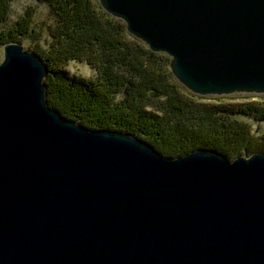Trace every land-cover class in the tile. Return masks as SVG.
Masks as SVG:
<instances>
[{
    "label": "water",
    "instance_id": "water-1",
    "mask_svg": "<svg viewBox=\"0 0 264 264\" xmlns=\"http://www.w3.org/2000/svg\"><path fill=\"white\" fill-rule=\"evenodd\" d=\"M201 96H264V0H99ZM0 64V264H264V153L162 157L47 103L22 44Z\"/></svg>",
    "mask_w": 264,
    "mask_h": 264
},
{
    "label": "trees",
    "instance_id": "trees-1",
    "mask_svg": "<svg viewBox=\"0 0 264 264\" xmlns=\"http://www.w3.org/2000/svg\"><path fill=\"white\" fill-rule=\"evenodd\" d=\"M13 1L0 0V25ZM40 1L48 3L55 25L44 45L31 49L47 66L48 106L64 119L133 136L166 158L204 150L232 162L264 153V134L239 119L264 121V103H209L187 91L173 76L171 59L132 37L97 0ZM33 14L0 32V48L31 37ZM72 61L87 63L96 75H71Z\"/></svg>",
    "mask_w": 264,
    "mask_h": 264
},
{
    "label": "rangeland",
    "instance_id": "rangeland-1",
    "mask_svg": "<svg viewBox=\"0 0 264 264\" xmlns=\"http://www.w3.org/2000/svg\"><path fill=\"white\" fill-rule=\"evenodd\" d=\"M28 12L34 13L33 26L31 31V33L32 32L33 33L31 34V37L29 36V38H26L21 44L25 51L33 52L31 48L37 47L38 44L44 45L43 43L44 39L47 37L50 29L55 25V19L51 14V9L48 3H44L43 1L40 0H14L11 5V12L9 15V19L5 23L0 25V32L6 31L9 28L15 26V24ZM39 35H41L42 37L40 38ZM164 55L167 56L169 59H171L167 54ZM4 60H5L4 47H2L0 48V64H2ZM67 70L73 76L93 78L96 75L95 70L92 69L85 62L72 61L67 67ZM255 101L264 103V96L235 94L231 96H222V97L208 96L206 97L205 100V102L216 103V104H242V103L255 102ZM239 119L245 123L250 124L255 134H257V132H259L260 134H264V121H257L255 118L248 116H243Z\"/></svg>",
    "mask_w": 264,
    "mask_h": 264
}]
</instances>
